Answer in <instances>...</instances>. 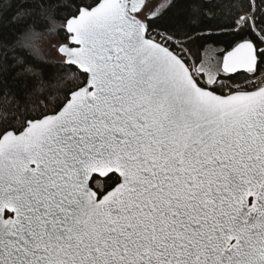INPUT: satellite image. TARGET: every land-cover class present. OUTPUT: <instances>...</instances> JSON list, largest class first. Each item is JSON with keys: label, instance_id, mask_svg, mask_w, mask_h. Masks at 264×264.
I'll use <instances>...</instances> for the list:
<instances>
[{"label": "snow or ice", "instance_id": "6c2138e0", "mask_svg": "<svg viewBox=\"0 0 264 264\" xmlns=\"http://www.w3.org/2000/svg\"><path fill=\"white\" fill-rule=\"evenodd\" d=\"M27 2L0 38V264H264V0Z\"/></svg>", "mask_w": 264, "mask_h": 264}, {"label": "trees", "instance_id": "16d2710c", "mask_svg": "<svg viewBox=\"0 0 264 264\" xmlns=\"http://www.w3.org/2000/svg\"><path fill=\"white\" fill-rule=\"evenodd\" d=\"M21 5H25L28 8H36L37 5L27 2V0H0V38L8 37L11 38L13 35L19 34L23 36V31L26 26L31 23L32 21L26 15H23V8ZM19 10V11H18ZM227 0H224L221 8L218 9L220 15H224L227 11ZM22 17V18H21ZM36 18L33 17L32 20ZM36 31H40V29H36ZM50 36L46 33H42L41 35L35 38V44L37 45L38 38L41 36ZM39 56H42L45 59H53L48 53H45L41 48H39ZM63 78L62 75L60 77ZM9 115V121L11 122L14 117H12L8 113H4Z\"/></svg>", "mask_w": 264, "mask_h": 264}, {"label": "rangeland", "instance_id": "374dc122", "mask_svg": "<svg viewBox=\"0 0 264 264\" xmlns=\"http://www.w3.org/2000/svg\"><path fill=\"white\" fill-rule=\"evenodd\" d=\"M54 42V37L49 36H41L38 38L37 45L41 48L45 53H48L51 57H55V53L52 51L51 45Z\"/></svg>", "mask_w": 264, "mask_h": 264}]
</instances>
